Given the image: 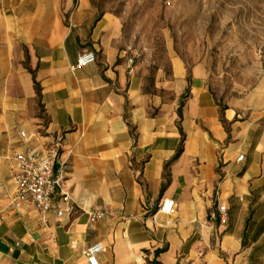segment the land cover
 <instances>
[{"label": "crops", "instance_id": "obj_1", "mask_svg": "<svg viewBox=\"0 0 264 264\" xmlns=\"http://www.w3.org/2000/svg\"><path fill=\"white\" fill-rule=\"evenodd\" d=\"M122 40L92 0L0 10V264H89L98 241L100 264H264V98L222 105L203 63L173 54L150 72ZM85 49L97 60L77 65ZM56 143L72 208L43 223L8 156Z\"/></svg>", "mask_w": 264, "mask_h": 264}, {"label": "rangeland", "instance_id": "obj_2", "mask_svg": "<svg viewBox=\"0 0 264 264\" xmlns=\"http://www.w3.org/2000/svg\"><path fill=\"white\" fill-rule=\"evenodd\" d=\"M16 0H0V10ZM121 18L122 50L153 72L173 54L201 62L222 105L259 91L264 98V0H92Z\"/></svg>", "mask_w": 264, "mask_h": 264}, {"label": "built area", "instance_id": "obj_3", "mask_svg": "<svg viewBox=\"0 0 264 264\" xmlns=\"http://www.w3.org/2000/svg\"><path fill=\"white\" fill-rule=\"evenodd\" d=\"M97 56L94 50L85 49L78 56L77 65L94 63ZM21 135L26 137V132ZM58 144L39 147H27L21 151H14L8 156L13 162L12 181L16 189V197L30 202L36 209L40 221L47 222V217L54 212L61 217L70 210L71 195L65 190L67 182V168L63 161H58ZM241 154L238 160H242ZM67 205V206H64ZM176 210V201L171 197H164L161 200L159 211L171 215ZM221 218L227 216V208L219 206ZM106 215L105 210L89 212L90 222ZM105 250L103 242L98 241L86 250V257L89 264H100L99 254ZM202 249H200V254Z\"/></svg>", "mask_w": 264, "mask_h": 264}, {"label": "trees", "instance_id": "obj_4", "mask_svg": "<svg viewBox=\"0 0 264 264\" xmlns=\"http://www.w3.org/2000/svg\"><path fill=\"white\" fill-rule=\"evenodd\" d=\"M183 147L181 146L180 149L178 150V154L182 152Z\"/></svg>", "mask_w": 264, "mask_h": 264}]
</instances>
